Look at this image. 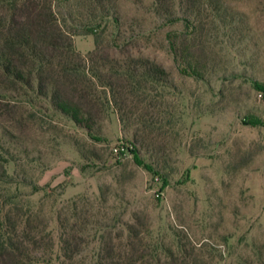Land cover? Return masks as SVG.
<instances>
[{"label": "rangeland", "instance_id": "rangeland-1", "mask_svg": "<svg viewBox=\"0 0 264 264\" xmlns=\"http://www.w3.org/2000/svg\"><path fill=\"white\" fill-rule=\"evenodd\" d=\"M154 8L115 0L117 23L102 36L116 58H147L167 74L143 122V109L125 124L109 111L91 132L96 141L46 101L24 99L34 115L25 127L0 114V165L10 176L0 178V200L16 195L40 210L53 235L56 211L67 219L81 235L79 264H93L103 241L123 245L135 218L152 240L195 247L206 263L264 264V98L254 88L264 85V0H228L189 23L183 8ZM55 11L78 30L86 24L75 0H55ZM199 31L201 44L182 49ZM73 42L81 54L94 48L92 35ZM0 102L19 105L14 94Z\"/></svg>", "mask_w": 264, "mask_h": 264}, {"label": "trees", "instance_id": "trees-1", "mask_svg": "<svg viewBox=\"0 0 264 264\" xmlns=\"http://www.w3.org/2000/svg\"><path fill=\"white\" fill-rule=\"evenodd\" d=\"M226 1L154 0V10L172 16L176 7L183 8L184 21L189 23V18L197 20L205 11L216 15ZM75 4L86 19L80 30L60 21L55 0H0V96L14 94L19 100V105L0 102V114L23 128L34 115L21 108V101L28 105L44 100L53 113L90 137L109 111L125 124L143 109L137 115L143 122L144 112L153 109L154 100L167 88L166 72L147 58L112 54L111 41L102 36L109 20L117 23L115 0H75ZM200 34L179 45L187 51L201 44ZM77 35H92L94 48L79 53L73 42ZM170 45L176 54L178 46ZM254 88L264 93V85ZM128 151L136 164L144 166L136 150ZM0 170L6 183L10 176L3 165ZM55 222L53 235L40 210L23 204L16 195H4L0 200V264H79L81 235L57 211ZM126 233L123 245L103 241L93 264H209L197 259L195 247L152 240L149 231L141 229L139 218L126 226Z\"/></svg>", "mask_w": 264, "mask_h": 264}, {"label": "built area", "instance_id": "built-area-1", "mask_svg": "<svg viewBox=\"0 0 264 264\" xmlns=\"http://www.w3.org/2000/svg\"><path fill=\"white\" fill-rule=\"evenodd\" d=\"M258 96H259L260 98H264V93L259 92V93H258ZM113 150H114V152H117V149H116V148H114Z\"/></svg>", "mask_w": 264, "mask_h": 264}]
</instances>
